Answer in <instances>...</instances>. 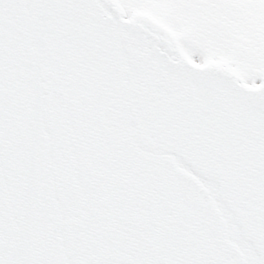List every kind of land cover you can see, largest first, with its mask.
<instances>
[{
  "label": "snow or ice",
  "instance_id": "snow-or-ice-1",
  "mask_svg": "<svg viewBox=\"0 0 264 264\" xmlns=\"http://www.w3.org/2000/svg\"><path fill=\"white\" fill-rule=\"evenodd\" d=\"M0 264H264V0H0Z\"/></svg>",
  "mask_w": 264,
  "mask_h": 264
}]
</instances>
